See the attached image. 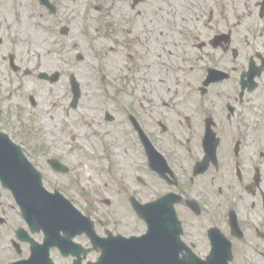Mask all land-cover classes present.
<instances>
[{
	"label": "rangeland",
	"instance_id": "obj_1",
	"mask_svg": "<svg viewBox=\"0 0 264 264\" xmlns=\"http://www.w3.org/2000/svg\"><path fill=\"white\" fill-rule=\"evenodd\" d=\"M54 1L56 14L38 0H0V131L23 145L45 186L69 197L96 227L140 234L146 225L129 199L147 200L138 181L146 173L125 114L134 113L137 97L150 90L200 86L210 67L234 68L239 75L252 56L258 60L257 54L264 55V16L257 7L262 0H192L190 8L185 0ZM62 27L70 29L67 35ZM229 32L228 51L211 44L215 35ZM40 33L44 42L35 50L31 43ZM10 55L20 71L11 68ZM45 73L59 74L58 81L41 78ZM72 75L82 90L77 107H72ZM106 112L116 121L105 120ZM178 128L179 136L187 134L186 124ZM54 157L70 172H54L48 164ZM147 178L153 183L152 174ZM1 209L8 223L0 226V236L27 227L15 210ZM6 248H13L8 237L0 239V253Z\"/></svg>",
	"mask_w": 264,
	"mask_h": 264
},
{
	"label": "flooded vegetation",
	"instance_id": "obj_2",
	"mask_svg": "<svg viewBox=\"0 0 264 264\" xmlns=\"http://www.w3.org/2000/svg\"><path fill=\"white\" fill-rule=\"evenodd\" d=\"M221 47L229 50L227 44ZM224 70L229 77L208 87L164 89L157 85L159 88L137 97L134 113L125 114L132 126L130 115H134L167 161L160 170L153 169L145 143L136 132L146 173L141 181L146 202L168 196L176 201L180 242H166L163 253H176L177 264H185L189 254L196 261H207L212 250L220 246H230L231 264H264V69L248 84L241 80L243 73H249L248 67L239 75H235L234 68ZM194 95L199 98L195 102ZM181 123L186 124L188 132L179 136L176 132ZM208 125L212 134L207 149ZM151 174L153 183L147 178ZM0 191V216L5 217L3 205L20 215L15 199L1 182ZM7 223L8 219L0 226ZM79 230L55 231L51 239L55 246L48 249L49 264H92L99 260L102 250L93 249L88 234ZM119 230L97 227L101 236L110 231L123 233ZM74 233L72 240L68 239ZM26 234L39 244L46 241V232ZM17 235L5 232L0 236L10 238L13 244V248L0 253V264H25L30 258L31 241H20L17 246Z\"/></svg>",
	"mask_w": 264,
	"mask_h": 264
},
{
	"label": "water",
	"instance_id": "obj_3",
	"mask_svg": "<svg viewBox=\"0 0 264 264\" xmlns=\"http://www.w3.org/2000/svg\"><path fill=\"white\" fill-rule=\"evenodd\" d=\"M41 3L44 6H48L51 13H56L55 6L49 0H41ZM263 15L264 1L262 2L261 10V16ZM61 33L67 35L69 29L67 27L62 28ZM223 41L230 43V35L221 34L216 36L212 40V43L218 47ZM233 51L234 56H237L239 52L235 49ZM259 57L263 60L264 65V57ZM78 58L82 60L84 57L81 55ZM10 61L12 67L18 70L13 55L10 56ZM250 61L248 76L250 81H252L254 76L260 72V69L257 68L253 58ZM208 73L209 75L204 82L205 85H210L211 82H218L227 77V74L212 68L208 70ZM41 77L56 82L59 79V74L53 75L51 78L46 74L41 75ZM71 79L74 93L73 106L76 107L82 95V90H80L77 79L74 76ZM243 82L248 84L245 80ZM30 100L34 105L37 104L34 97H31ZM106 119H112L110 113H107ZM133 123L136 130H139L141 139L145 141L151 166L155 170L161 169L164 164L162 156L154 149L152 143L147 139L134 119ZM210 136L211 130L209 126L206 142L210 141ZM49 163L56 171L62 173L69 172L67 165L62 164L58 159L49 160ZM0 179L3 186L14 194L22 211L23 219L27 221L30 230L33 233L47 232V243L45 245L33 243L31 259L27 260L25 264H48L50 262L48 249L54 244L51 242V239L55 236V231L57 230L67 231L68 229L84 228L92 239L94 247L103 249L101 260L92 264H168L172 256L163 253L165 249L164 243L179 241L180 228L179 224H177L178 217L175 212V202L169 200V198L157 200L152 202V204H142L135 197L130 199L137 215L149 226V230L143 236L125 237L123 235L113 236L111 234L109 238L99 237L92 219L86 217L79 209L74 207L72 202L58 190L50 192L44 187L41 172L30 162L21 146L17 145L9 135L3 132H0ZM18 231V234L29 233L28 230H24L23 228H20ZM19 237L22 236L19 235ZM230 251V247H220L211 253L212 255L208 259L210 263L208 264H229L232 258ZM188 261L189 264L194 263L191 259Z\"/></svg>",
	"mask_w": 264,
	"mask_h": 264
},
{
	"label": "bare ground",
	"instance_id": "obj_4",
	"mask_svg": "<svg viewBox=\"0 0 264 264\" xmlns=\"http://www.w3.org/2000/svg\"><path fill=\"white\" fill-rule=\"evenodd\" d=\"M185 2H186V7H188V8H190L191 7V4H192V0H185ZM8 13V11H6V14ZM188 20V16H183V18H182V21L185 23L186 21ZM21 28H23V30L24 31H27V21H24L22 24H21ZM34 39L32 40V43H31V46L33 47V49H37L41 44H43V42H44V38H43V36H42V34L40 33V34H38V36L36 35V36H34L33 37ZM148 61H152V59L151 58H148L147 59ZM43 68L45 69V70H50V68H51V64L50 63H46V64H44L43 65Z\"/></svg>",
	"mask_w": 264,
	"mask_h": 264
}]
</instances>
